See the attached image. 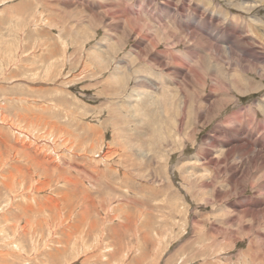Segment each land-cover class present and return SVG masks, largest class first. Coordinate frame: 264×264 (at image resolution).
<instances>
[{"label": "rangeland", "instance_id": "rangeland-1", "mask_svg": "<svg viewBox=\"0 0 264 264\" xmlns=\"http://www.w3.org/2000/svg\"><path fill=\"white\" fill-rule=\"evenodd\" d=\"M242 1L0 0V264H264V146L215 131L264 142V63L211 53L264 52Z\"/></svg>", "mask_w": 264, "mask_h": 264}, {"label": "bare ground", "instance_id": "bare-ground-1", "mask_svg": "<svg viewBox=\"0 0 264 264\" xmlns=\"http://www.w3.org/2000/svg\"><path fill=\"white\" fill-rule=\"evenodd\" d=\"M254 1H257V0H243L242 1V6L243 7H253L255 6L254 4ZM260 1H263V0H260ZM242 7V8H243ZM245 9V8H243ZM224 15V14H223ZM212 21V20H211ZM203 22V21H202ZM210 22V21H209ZM213 23V22H212ZM207 24V23H205ZM171 25V24H170ZM231 27V25H230ZM207 30V29H206ZM222 31V30H221ZM220 31V32H221ZM223 31H228V29H223ZM232 33V32H230ZM235 33V32H234ZM241 33V32H240ZM222 35V37L220 39L224 40L225 42L228 43V47L225 49L221 48V46H217V45H211L212 49H211V53H215L216 55H221L223 57V54L225 55V58L227 59H230L232 61H235L236 64H238L240 67H242L243 69H246L247 68V64H251V62H255V61H261L262 63H264V52L263 53H260V52H257L256 49L254 48H246L244 46H241L239 45L240 44V39H238L239 37H234V40H231L233 39V37H231L229 34H227V32L224 33V35L222 33H220ZM190 36L194 37V38H197L198 41L202 42L203 39H201L200 35L197 34V31H191L190 33ZM244 39V38H242ZM202 40V41H201ZM210 40V39H209ZM223 41V42H224ZM210 42V41H208ZM211 43V42H210ZM141 44H145V42L142 43V41L138 44L139 47L141 46ZM209 44V43H208ZM232 44V45H231ZM251 45V44H250ZM153 46V44H152ZM141 48V47H140ZM210 50V48L208 49ZM198 51V48L197 50ZM152 50H150L148 52V54L150 55L151 57V60L153 61V64L154 62L159 64V65H162L163 63H160V62H163V59H162V55L159 53V52H155V53H151ZM199 52H194L191 53L193 57H198L200 58L201 55L198 54ZM223 53V54H222ZM204 55V54H203ZM218 55V56H219ZM191 57V56H190ZM192 58V57H191ZM160 61V62H159ZM220 61V60H219ZM230 62V61H229ZM173 63H177V62H173ZM256 63V62H255ZM254 64V66L256 68H258L259 70L261 68H259L260 66L258 64ZM165 64V62H164ZM205 64V63H204ZM228 64V62H227ZM202 67V66H201ZM208 67V66H207ZM218 71V70H217ZM185 72V69L183 70V68H177L176 70L173 71V75L176 76V75H183ZM200 75V74H199ZM188 74H184V79L187 78ZM140 80V79H139ZM150 81L146 80V79H142L141 81L138 82V85L140 86H147V87H151L152 84L150 83ZM239 82V81H238ZM239 85V84H238ZM237 87V85H236ZM241 90V89H240ZM146 91V90H145ZM264 100V99H263ZM186 108V101L184 102V107H183V110H185ZM253 111L254 113H257L258 111H261L263 114H264V101L260 100L259 101V104H256L254 107H253ZM258 115V114H257ZM233 118H234V121L232 123V120L231 118L227 120V122L229 123V125H232L230 128H225V129H221L218 128V129H215V131H217V133L219 134V136L221 137L219 141H217V143L219 144V142H221V144L225 147H227V152H226V158H229L231 157L232 154H235V153H239L240 155H244V154H249V152H252L254 151V147L257 146V144H254V142H259L261 145L264 146V142H261V139H257V141L255 140V132H252L251 131V128H245L244 126L245 125H242V121H241V114L239 112H236L233 114ZM264 120V119H263ZM181 122V121H180ZM241 122V123H240ZM232 123V124H231ZM182 124V122H181ZM240 124V125H239ZM245 128V129H244ZM255 128V127H254ZM248 129V130H247ZM246 132V134H244ZM257 132V131H256ZM216 135V134H215ZM229 135L230 138L233 139V141H231L229 138H227ZM245 135V136H243ZM227 136V137H226ZM260 136V135H259ZM226 137V138H225ZM257 137V136H256ZM215 138V137H214ZM254 141L253 144H250L249 141ZM217 143H214L212 144L214 148H217L219 147V145ZM220 144V145H221ZM210 145V144H209ZM260 146V145H259ZM262 146V148H263ZM264 149V148H263ZM209 152L211 151L210 149L208 150ZM213 151H216V150H213ZM257 153V152H256ZM252 155V154H251ZM249 155V156H251ZM208 162H206V164H214L216 165L217 167V170H221V163L223 162L221 159H217L212 151L211 153H208V155L204 156ZM248 157V155H247ZM225 160V159H224ZM251 161V160H250ZM252 161H253V164L254 166H261V165H264V152L263 150H261V152H259V154L257 156H254L252 158ZM234 168V167H233ZM236 174V173H235ZM233 174V177L234 175ZM231 177V176H230ZM28 181V180H27ZM232 181V180H231ZM235 181V180H234ZM253 203V202H252ZM252 203H250L249 199L246 200V202H242L240 203V205H237V204H234V208H238V206H247L245 209V212L247 215L248 213H254V209H251L252 206H256V205H261L262 201H258L255 202L257 204H254L252 205ZM237 205V206H236ZM250 207V208H249ZM252 215V214H251ZM255 215V214H254Z\"/></svg>", "mask_w": 264, "mask_h": 264}]
</instances>
